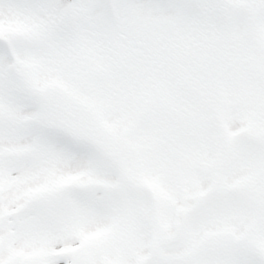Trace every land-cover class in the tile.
Listing matches in <instances>:
<instances>
[{
  "label": "snow or ice",
  "instance_id": "6c2138e0",
  "mask_svg": "<svg viewBox=\"0 0 264 264\" xmlns=\"http://www.w3.org/2000/svg\"><path fill=\"white\" fill-rule=\"evenodd\" d=\"M0 264H264V0H0Z\"/></svg>",
  "mask_w": 264,
  "mask_h": 264
}]
</instances>
